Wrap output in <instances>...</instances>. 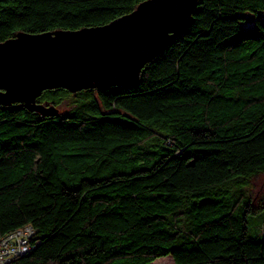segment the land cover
Returning a JSON list of instances; mask_svg holds the SVG:
<instances>
[{
	"label": "trees",
	"instance_id": "obj_1",
	"mask_svg": "<svg viewBox=\"0 0 264 264\" xmlns=\"http://www.w3.org/2000/svg\"><path fill=\"white\" fill-rule=\"evenodd\" d=\"M144 0H0V42L100 26ZM0 105V238L31 226L8 264H264L247 231L262 203L264 0H196L183 34L132 86ZM264 198V196H263Z\"/></svg>",
	"mask_w": 264,
	"mask_h": 264
},
{
	"label": "water",
	"instance_id": "obj_2",
	"mask_svg": "<svg viewBox=\"0 0 264 264\" xmlns=\"http://www.w3.org/2000/svg\"><path fill=\"white\" fill-rule=\"evenodd\" d=\"M195 5L144 0L104 25L17 33L0 42V105L20 103L52 117L57 108L36 101L44 90L134 85L142 67L190 26Z\"/></svg>",
	"mask_w": 264,
	"mask_h": 264
},
{
	"label": "rangeland",
	"instance_id": "obj_3",
	"mask_svg": "<svg viewBox=\"0 0 264 264\" xmlns=\"http://www.w3.org/2000/svg\"><path fill=\"white\" fill-rule=\"evenodd\" d=\"M70 104L67 102L62 103L60 107H56L58 113L67 110ZM242 190L246 193L251 188V193L258 195V199H262L264 203V175H260L253 179L251 182L242 184ZM247 231L250 235L262 237L264 235V204H257L252 212L247 213ZM164 259V260H163ZM151 264H174L170 256L158 258Z\"/></svg>",
	"mask_w": 264,
	"mask_h": 264
},
{
	"label": "built area",
	"instance_id": "obj_4",
	"mask_svg": "<svg viewBox=\"0 0 264 264\" xmlns=\"http://www.w3.org/2000/svg\"><path fill=\"white\" fill-rule=\"evenodd\" d=\"M32 234L33 229L28 225L10 232L8 238H0V264L29 253L33 248L29 240Z\"/></svg>",
	"mask_w": 264,
	"mask_h": 264
},
{
	"label": "bare ground",
	"instance_id": "obj_5",
	"mask_svg": "<svg viewBox=\"0 0 264 264\" xmlns=\"http://www.w3.org/2000/svg\"><path fill=\"white\" fill-rule=\"evenodd\" d=\"M9 237V233L6 234L5 236H3L2 238H8ZM164 260V259H163Z\"/></svg>",
	"mask_w": 264,
	"mask_h": 264
}]
</instances>
